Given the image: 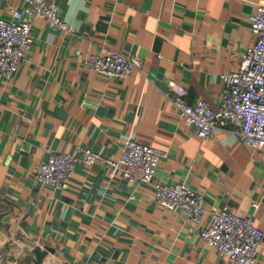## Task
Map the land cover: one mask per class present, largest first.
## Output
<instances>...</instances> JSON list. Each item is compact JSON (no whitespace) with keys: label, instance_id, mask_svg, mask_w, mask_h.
Listing matches in <instances>:
<instances>
[{"label":"crops","instance_id":"1","mask_svg":"<svg viewBox=\"0 0 264 264\" xmlns=\"http://www.w3.org/2000/svg\"><path fill=\"white\" fill-rule=\"evenodd\" d=\"M259 1L58 0L70 31L31 19V49L11 79L0 74V264H231L199 237L222 207L252 215L264 233V147L223 129L198 137L164 94L183 85L188 103L201 98L216 110L220 74L237 69L254 40ZM22 6L0 0V18ZM107 51L142 67L124 78L85 67ZM126 138L166 151L153 181L202 193L201 222L102 163L79 161L66 189L38 179L54 151L115 159ZM255 264H264V236Z\"/></svg>","mask_w":264,"mask_h":264},{"label":"built area","instance_id":"2","mask_svg":"<svg viewBox=\"0 0 264 264\" xmlns=\"http://www.w3.org/2000/svg\"><path fill=\"white\" fill-rule=\"evenodd\" d=\"M22 1L21 9L12 8L8 18H0V74L6 79L17 73L25 53L32 47V18H42L50 26L70 31L61 18L58 0ZM249 23L254 40L241 54L238 68L220 74L222 95L216 110L201 98L188 103V89L183 85L170 83L171 94H164L198 137L206 139L223 129L236 134L247 147L261 149L264 147V1L257 3ZM83 62L102 76L116 78H124L142 67L137 57L115 51L93 53ZM165 156L166 151L131 138L124 139L115 159L88 148L78 152L54 151L41 164L38 179L46 187L66 189L79 161L86 165L102 163L111 173L119 171L129 181L151 185L154 198L162 207L178 208L187 220L201 222L205 213L202 193L184 181H153L158 162ZM263 236L252 215L239 216L227 207L213 213L199 230L202 241L231 264H255Z\"/></svg>","mask_w":264,"mask_h":264},{"label":"water","instance_id":"3","mask_svg":"<svg viewBox=\"0 0 264 264\" xmlns=\"http://www.w3.org/2000/svg\"><path fill=\"white\" fill-rule=\"evenodd\" d=\"M40 253V252H39ZM47 253V251H45L44 253H41L42 255H45Z\"/></svg>","mask_w":264,"mask_h":264}]
</instances>
